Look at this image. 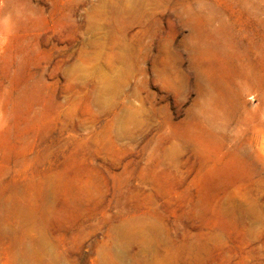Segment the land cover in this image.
<instances>
[{"label": "rangeland", "instance_id": "1", "mask_svg": "<svg viewBox=\"0 0 264 264\" xmlns=\"http://www.w3.org/2000/svg\"><path fill=\"white\" fill-rule=\"evenodd\" d=\"M0 264H264V0H0Z\"/></svg>", "mask_w": 264, "mask_h": 264}]
</instances>
